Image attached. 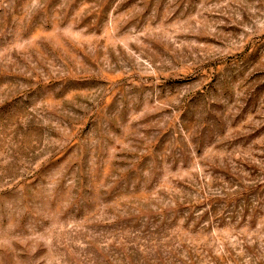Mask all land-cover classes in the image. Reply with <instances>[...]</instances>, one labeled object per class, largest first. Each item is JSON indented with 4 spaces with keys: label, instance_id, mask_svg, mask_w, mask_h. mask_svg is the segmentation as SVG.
I'll use <instances>...</instances> for the list:
<instances>
[{
    "label": "rangeland",
    "instance_id": "1",
    "mask_svg": "<svg viewBox=\"0 0 264 264\" xmlns=\"http://www.w3.org/2000/svg\"><path fill=\"white\" fill-rule=\"evenodd\" d=\"M0 264H264V0H0Z\"/></svg>",
    "mask_w": 264,
    "mask_h": 264
}]
</instances>
